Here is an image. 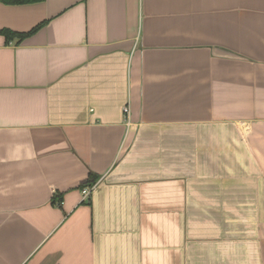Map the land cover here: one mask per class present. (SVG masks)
Here are the masks:
<instances>
[{
    "label": "crops",
    "instance_id": "crops-1",
    "mask_svg": "<svg viewBox=\"0 0 264 264\" xmlns=\"http://www.w3.org/2000/svg\"><path fill=\"white\" fill-rule=\"evenodd\" d=\"M0 264H264V0H0Z\"/></svg>",
    "mask_w": 264,
    "mask_h": 264
},
{
    "label": "trees",
    "instance_id": "trees-1",
    "mask_svg": "<svg viewBox=\"0 0 264 264\" xmlns=\"http://www.w3.org/2000/svg\"><path fill=\"white\" fill-rule=\"evenodd\" d=\"M5 3H12V4H22V3H34V2H39L43 0H1ZM3 33H5L8 37H14V36H20V37H25L26 34H15L14 32H11L9 30H3Z\"/></svg>",
    "mask_w": 264,
    "mask_h": 264
},
{
    "label": "built area",
    "instance_id": "built-area-1",
    "mask_svg": "<svg viewBox=\"0 0 264 264\" xmlns=\"http://www.w3.org/2000/svg\"><path fill=\"white\" fill-rule=\"evenodd\" d=\"M124 111H125L126 113H129V107H128V106L125 107ZM89 193H90V189L87 190V192H86V196L89 195Z\"/></svg>",
    "mask_w": 264,
    "mask_h": 264
}]
</instances>
